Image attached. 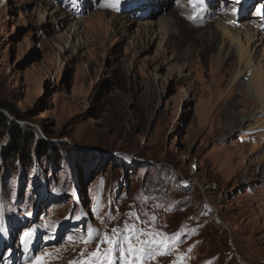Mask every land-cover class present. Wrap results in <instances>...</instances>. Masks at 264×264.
<instances>
[{"label":"rangeland","instance_id":"obj_1","mask_svg":"<svg viewBox=\"0 0 264 264\" xmlns=\"http://www.w3.org/2000/svg\"><path fill=\"white\" fill-rule=\"evenodd\" d=\"M183 1L0 0V104L14 111L0 109L9 120L0 264H98V245H108L85 243L89 232L111 237L125 225L140 232L133 249L145 241L159 249L143 264H264V144L244 131L224 136L236 97L186 96L170 78L155 84L153 74L170 73L148 64L156 45L132 51L117 39L108 47L81 39L85 48L65 53L67 37L49 31L56 7L79 23L96 12L126 17L136 30ZM210 1L209 10L246 19L264 9V0ZM14 125L25 134L19 146Z\"/></svg>","mask_w":264,"mask_h":264},{"label":"bare ground","instance_id":"obj_2","mask_svg":"<svg viewBox=\"0 0 264 264\" xmlns=\"http://www.w3.org/2000/svg\"><path fill=\"white\" fill-rule=\"evenodd\" d=\"M249 2H244V6ZM211 4L208 0L183 1L174 13L142 23L136 30L131 28L135 22L126 17L106 21V13L96 12L79 23L76 14L56 7L48 14L52 19L49 31L56 34L55 39L67 37L65 53L73 47H78V51L85 48L81 39L87 47H108L112 39H117L132 51L147 52L156 45L155 56L148 59V64L170 73L153 74L155 84H166V78H170L177 91L185 87L182 93L186 96L236 97L228 108L234 119L226 123L224 136L244 131L260 137L264 144V9H255L253 18L246 19L244 14L235 17L223 9L209 10ZM110 25L115 28L113 34ZM82 26L93 33L99 28L104 40L88 38ZM228 77L229 84L225 86ZM210 79L213 86L201 87Z\"/></svg>","mask_w":264,"mask_h":264},{"label":"snow or ice","instance_id":"obj_3","mask_svg":"<svg viewBox=\"0 0 264 264\" xmlns=\"http://www.w3.org/2000/svg\"><path fill=\"white\" fill-rule=\"evenodd\" d=\"M137 219H139V217H137ZM133 231L135 232V237L133 236V233L129 231L128 226L125 225V230L123 234H119V230L113 228L111 230V237L105 234L102 238H100V234L97 230L89 232L85 243H91L95 238L99 239L100 244L108 245L107 252H101L100 247L98 245L97 252L99 253V255H96V261L98 262V264H118L120 259H123L125 261V264H136L137 261H139L140 264H143L141 256H144L149 259L154 258V256L158 253L159 249L154 247L152 241L142 242V246L139 249H133L130 241L133 238L138 240L140 235L139 230H136L134 226ZM110 253L111 255H109ZM133 253H135V256L130 259L129 255ZM83 256L84 253L82 252L81 257ZM38 264H43V262L40 261L38 262ZM69 264H88V262L84 260L69 261Z\"/></svg>","mask_w":264,"mask_h":264},{"label":"trees","instance_id":"obj_4","mask_svg":"<svg viewBox=\"0 0 264 264\" xmlns=\"http://www.w3.org/2000/svg\"><path fill=\"white\" fill-rule=\"evenodd\" d=\"M0 109L14 113L13 110L9 109V107L3 104H0ZM8 128H9V120L6 118L5 115L0 114V139L4 136V131L7 130ZM12 136H13V141L18 146L25 139L24 131L19 126H15V125L12 128ZM40 150H42V144L40 145Z\"/></svg>","mask_w":264,"mask_h":264}]
</instances>
